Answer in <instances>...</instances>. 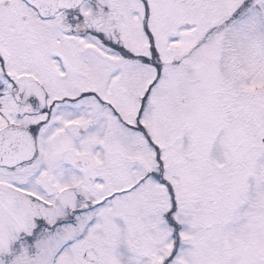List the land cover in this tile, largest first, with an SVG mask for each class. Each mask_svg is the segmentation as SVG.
Here are the masks:
<instances>
[{"label":"snow or ice","instance_id":"obj_1","mask_svg":"<svg viewBox=\"0 0 264 264\" xmlns=\"http://www.w3.org/2000/svg\"><path fill=\"white\" fill-rule=\"evenodd\" d=\"M0 264H264V0H0Z\"/></svg>","mask_w":264,"mask_h":264}]
</instances>
